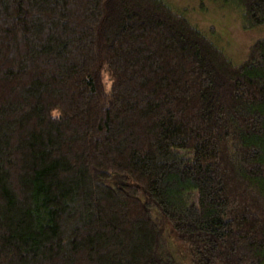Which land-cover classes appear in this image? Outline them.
Segmentation results:
<instances>
[{
	"label": "trees",
	"instance_id": "trees-1",
	"mask_svg": "<svg viewBox=\"0 0 264 264\" xmlns=\"http://www.w3.org/2000/svg\"><path fill=\"white\" fill-rule=\"evenodd\" d=\"M219 46L166 0H0V264H177L166 229L264 264V36Z\"/></svg>",
	"mask_w": 264,
	"mask_h": 264
},
{
	"label": "rangeland",
	"instance_id": "rangeland-1",
	"mask_svg": "<svg viewBox=\"0 0 264 264\" xmlns=\"http://www.w3.org/2000/svg\"><path fill=\"white\" fill-rule=\"evenodd\" d=\"M175 9L184 12L190 22L204 30L218 42V46L236 64L241 63L250 45L261 36L264 28H245L240 13L233 6H221L211 0H166ZM161 239V250L172 254L177 264H193L189 253L176 243L175 237L165 230Z\"/></svg>",
	"mask_w": 264,
	"mask_h": 264
}]
</instances>
